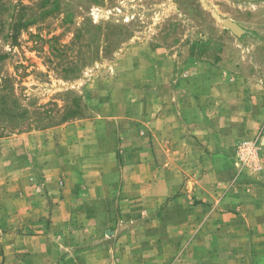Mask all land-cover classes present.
I'll return each instance as SVG.
<instances>
[{
    "label": "rangeland",
    "instance_id": "374dc122",
    "mask_svg": "<svg viewBox=\"0 0 264 264\" xmlns=\"http://www.w3.org/2000/svg\"><path fill=\"white\" fill-rule=\"evenodd\" d=\"M0 264H264V0H0Z\"/></svg>",
    "mask_w": 264,
    "mask_h": 264
},
{
    "label": "water",
    "instance_id": "95a60500",
    "mask_svg": "<svg viewBox=\"0 0 264 264\" xmlns=\"http://www.w3.org/2000/svg\"><path fill=\"white\" fill-rule=\"evenodd\" d=\"M226 24L228 25V26H230V27H235L236 25L233 23V22H231L230 20H228L227 22H226Z\"/></svg>",
    "mask_w": 264,
    "mask_h": 264
}]
</instances>
